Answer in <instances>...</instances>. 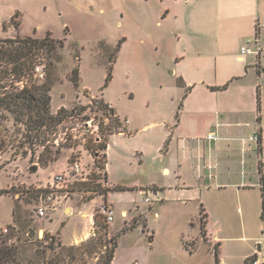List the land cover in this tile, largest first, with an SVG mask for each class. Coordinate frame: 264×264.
Instances as JSON below:
<instances>
[{
  "label": "rangeland",
  "instance_id": "374dc122",
  "mask_svg": "<svg viewBox=\"0 0 264 264\" xmlns=\"http://www.w3.org/2000/svg\"><path fill=\"white\" fill-rule=\"evenodd\" d=\"M230 3H235L254 18L253 33L249 36L252 37L259 0H233ZM260 4L264 10V0H260ZM168 7L174 14L165 19L162 14ZM191 7L183 2L173 4L160 0H0V97L24 91L40 99L33 104L21 100L16 104L12 102L9 109L0 104V155L6 156L0 157V179L11 177L6 178L10 185L0 188V195L21 197L32 207L33 191L37 186L29 177L38 167L35 162L44 166L68 154L63 147L46 144L48 135L70 115L93 113L95 100L101 93L128 117L133 128L166 118L171 90L164 87L160 90L161 105L155 107L157 89L151 86L148 90V87L158 84L160 77H172L173 68L182 69L184 64L190 68L187 61L176 64L173 56L184 41V36L179 34L182 30L176 24L186 19ZM197 27L201 29L200 25ZM26 37L39 41L46 39L40 48L32 47L30 54L19 59L2 55L1 50L12 47L11 44L16 46L18 40ZM8 38L14 39V43L6 42ZM119 40L121 47L116 50ZM38 61L44 64L42 78L35 77L31 70ZM110 66L112 80L104 87ZM73 69H77L76 82L73 81ZM83 85L92 90L93 97L86 90L80 91ZM116 128L112 123L111 131L115 132ZM160 130L161 126L150 127L138 130L130 138L114 136L108 141L112 144L108 158L111 180L132 182L134 175L139 173L135 170L139 160L135 150L144 149L146 161L151 160L156 154V133ZM107 134H110L109 130ZM178 154V147L173 144L164 164L174 168ZM3 159L13 161L9 170L1 169ZM155 177L165 179L160 172ZM103 186L106 187L105 182ZM16 192L20 196L14 197ZM98 196L102 195L82 190L69 194L70 200L77 204L85 203L81 210L93 212L95 235L75 245L43 241L35 236L37 226L30 219L19 226L22 233L16 241L17 254L9 264H103L112 237L107 235L109 224L95 212L101 201ZM148 196L151 201L143 202V194L138 193V189L115 188L109 192L114 205L110 223L114 228L124 227L117 237L118 263L213 264L214 257L205 245L200 243L194 251L189 247L185 208L178 203L158 204L154 202L153 194ZM12 205L11 198H0V218H7V210ZM121 208L128 210L127 217L141 214L125 224ZM153 210L159 212L156 218L150 216ZM64 217V240L70 241L81 235L86 224L80 212ZM132 224L135 226L129 228ZM55 227H59V223ZM262 229L256 227L255 234L259 236L258 242L264 253ZM27 230L31 232L30 236H26ZM42 234L49 235L40 232V237ZM151 235L155 237L154 243L148 237ZM234 250L227 248L228 262Z\"/></svg>",
  "mask_w": 264,
  "mask_h": 264
},
{
  "label": "crops",
  "instance_id": "0c3cea01",
  "mask_svg": "<svg viewBox=\"0 0 264 264\" xmlns=\"http://www.w3.org/2000/svg\"><path fill=\"white\" fill-rule=\"evenodd\" d=\"M160 1L173 4L183 2L192 6L186 19L176 24L182 30L177 33L184 36V41L180 42L182 45L173 56L176 64L187 61L190 68L185 64L182 69L173 68L172 77H160L158 84H150L148 90L153 86L158 93L155 107L161 105L160 90L163 87L171 90L168 97L169 115L137 129L132 127L128 117L114 107L103 93L100 94L99 99L110 105V111H113L115 117L127 120L123 131L111 133L108 141L114 136L130 138L138 130L150 127L161 126V130L156 133V154L151 156V160L149 158L146 161L144 149L135 150L139 155L135 170L139 173L129 183L111 180L108 158L112 144L107 142L105 183L109 191L106 197H98L114 208L109 192L122 187L138 189V193L143 195L153 194L154 202L158 204H181L185 208L187 242L193 251L201 243L213 255V264H244L248 257L264 254L258 242L259 236L255 234L256 227H263L264 10L259 0L254 34L256 31L259 33L262 52L259 55L241 54V45L253 33L254 18L235 3L231 4L230 1L233 0ZM172 14L174 11L168 7L162 15L166 19ZM111 80L112 77L109 81ZM79 89L92 92L85 85ZM209 133L216 137L209 139ZM255 134L258 135V140L252 138ZM173 144L178 147L180 154L176 166L171 169L164 162ZM67 155L44 166L35 162L38 167L31 173L30 180L37 187L46 184L50 176L64 166ZM3 160L1 169L9 170L13 161ZM157 172L165 179L158 180L155 177ZM6 178L11 179H0V188L10 185ZM2 197L11 198L13 205L7 210V218H0V225L15 223L20 226L31 219L37 226L36 230L42 229L49 234V239L61 245L78 244L94 232L93 212L81 210L85 203L77 204L68 199L49 218L36 219L32 217L33 205L30 207L21 197L15 199L3 194L0 195ZM76 212H80L86 228L81 235L65 241L62 231L66 225L64 216L69 217ZM120 214L125 218L126 224L141 213L127 217L128 210L121 208ZM158 215L156 210L150 213L153 218ZM56 223H59V227H55ZM136 224L139 225L138 222ZM123 228H114L111 223L107 225V235L116 237L111 264H119L117 237ZM261 233L264 234L263 229ZM148 237L154 243L155 237ZM228 247L235 249L229 262L226 254Z\"/></svg>",
  "mask_w": 264,
  "mask_h": 264
},
{
  "label": "built area",
  "instance_id": "2783aa9c",
  "mask_svg": "<svg viewBox=\"0 0 264 264\" xmlns=\"http://www.w3.org/2000/svg\"><path fill=\"white\" fill-rule=\"evenodd\" d=\"M263 48L260 45L259 33H256L245 40L240 47L241 54H256L259 55ZM32 73L35 77L42 78L44 75V64L40 61L34 62L32 65ZM22 82V80L20 81ZM93 97L91 93H88ZM109 105V104H108ZM110 106V105H109ZM96 110L90 115H70L56 128L52 129L45 143L50 147H63L68 151L65 164L62 168L56 170L51 176L50 180L43 186L35 188L34 204L32 207V217L36 219L49 218L51 214L63 207V203L70 199L69 194L79 190L80 186L91 185V183H100L102 187L103 176L105 174V151L107 147V138L111 133V125L114 123L117 128L115 132L123 131V125L127 120H120L113 118L109 110L103 112L101 104L98 99L95 100ZM110 134H107V131ZM209 139H214L216 136L213 133L207 135ZM254 140H258V135L252 136ZM105 145V148H101ZM99 163H102L104 168H99ZM82 191L84 188L81 189ZM90 192V191H87ZM91 193V192H90ZM93 193V192H92ZM16 197L20 193L14 194ZM142 200L150 202L151 198L147 193H144ZM96 214L102 218L105 224H109L113 220L114 209L111 204L106 201H101L96 205ZM94 224V222H93ZM41 230L35 231V236L41 238L43 241L49 239L42 234ZM20 228L17 224L11 223L0 225V248L1 247H16V241L20 239ZM26 236H30L31 232L27 230ZM95 235V232H93ZM250 264H264V254H256L250 261Z\"/></svg>",
  "mask_w": 264,
  "mask_h": 264
},
{
  "label": "trees",
  "instance_id": "16d2710c",
  "mask_svg": "<svg viewBox=\"0 0 264 264\" xmlns=\"http://www.w3.org/2000/svg\"><path fill=\"white\" fill-rule=\"evenodd\" d=\"M44 39H46V37H44ZM43 39V40H44ZM14 39L8 38L5 41L9 42V43H14L13 41ZM43 40L39 41L38 39L34 38H22L20 40L17 41L18 44H16V46L14 44H11L12 47H5L4 50H1L2 55H5L9 58L14 57L15 59H19L20 57H24L25 55L27 56L28 54L31 53V49L33 48H40L42 46L43 43H41ZM121 44V40H119V42L116 45V50H118L119 45ZM14 45V46H13ZM76 72L77 69H73L72 73L74 75L73 77V81L76 82ZM112 74H111V66L108 68L107 70V74H106V78H105V82L103 84V86H106L108 81L111 79ZM46 102H48L49 98L46 97ZM19 100L23 101V102H27L28 104H33L34 102H38V100L40 101V99L36 98V96L32 95V94H26L24 91H21V94L16 93L13 95H9V96H4V97H0V104L4 106V108H8L10 107V103L13 102V104H16V102H19ZM98 102L101 104V107H103V109H107L110 111L111 107L103 102L101 99H98ZM46 104V103H44ZM113 118L115 117L114 114H112ZM116 120V117L114 118ZM105 145H102L101 148H105ZM105 162H106V156H105ZM99 168H104V166H102V163H99ZM103 179L106 181V173L103 176ZM82 188H84V190L86 191H90L93 193H97L102 195L103 197H106L107 192L109 191V189L107 187H102L100 185V183H91V185H85V186H80L79 190H81ZM117 189H123L122 187H117ZM201 219L203 218V216H200ZM261 219L263 222V231H264V191L262 193V211H261ZM135 224L129 225V228L134 227ZM110 243H111V247L108 249L104 260H103V264H111V260L113 257V252L114 249L116 247V237L113 236L110 239ZM52 246V245H51ZM17 254V249L16 247H1L0 248V264H9V262H13L14 257ZM256 255V254H255ZM252 255L250 257H248L244 264H250L251 259L255 256Z\"/></svg>",
  "mask_w": 264,
  "mask_h": 264
},
{
  "label": "water",
  "instance_id": "95a60500",
  "mask_svg": "<svg viewBox=\"0 0 264 264\" xmlns=\"http://www.w3.org/2000/svg\"><path fill=\"white\" fill-rule=\"evenodd\" d=\"M110 113L112 114L113 113V111H110ZM33 169L35 168V167H32Z\"/></svg>",
  "mask_w": 264,
  "mask_h": 264
}]
</instances>
